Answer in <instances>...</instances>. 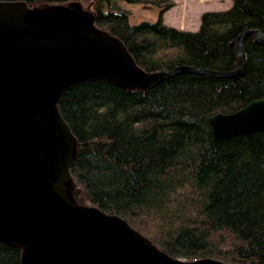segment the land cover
<instances>
[{
  "label": "trees",
  "instance_id": "1",
  "mask_svg": "<svg viewBox=\"0 0 264 264\" xmlns=\"http://www.w3.org/2000/svg\"><path fill=\"white\" fill-rule=\"evenodd\" d=\"M29 9L90 5L93 26L117 38L145 73L186 67L231 73L232 45L245 31L264 35V0H232L206 12L197 32L129 24L127 3L171 0H0ZM241 75H176L146 91L93 82L62 96L58 111L76 140L69 195L117 216L159 252L192 263L264 264V131L217 139L209 120L264 99V45L243 41ZM22 250L0 242V264H21Z\"/></svg>",
  "mask_w": 264,
  "mask_h": 264
},
{
  "label": "water",
  "instance_id": "2",
  "mask_svg": "<svg viewBox=\"0 0 264 264\" xmlns=\"http://www.w3.org/2000/svg\"><path fill=\"white\" fill-rule=\"evenodd\" d=\"M23 2L0 3V242L22 250L21 264H224L192 263L159 252L117 216L80 207L69 195V168L76 140L58 104L69 89L107 82L146 91L180 74L212 78L241 75L243 41L264 45V35L248 30L233 46L238 67L231 73L186 67L145 73L123 44L91 22ZM217 139L264 131V99L231 115L209 120Z\"/></svg>",
  "mask_w": 264,
  "mask_h": 264
},
{
  "label": "rangeland",
  "instance_id": "3",
  "mask_svg": "<svg viewBox=\"0 0 264 264\" xmlns=\"http://www.w3.org/2000/svg\"><path fill=\"white\" fill-rule=\"evenodd\" d=\"M153 1V0H148ZM174 6L161 15V6L150 3H127L125 10L130 13L129 24L137 25L143 22L155 23L159 19L163 24L178 30L197 32L200 26V17L205 12H223L232 6V0H171ZM91 5V4H90ZM83 4H69L58 7H38L35 9L51 11L56 15L46 17L51 22H57L64 16L75 20L82 19L86 23L91 22V6ZM64 15V16H63ZM71 197V196H70ZM72 199V197H71ZM73 202L80 207L86 204ZM90 208V207H87Z\"/></svg>",
  "mask_w": 264,
  "mask_h": 264
},
{
  "label": "crops",
  "instance_id": "4",
  "mask_svg": "<svg viewBox=\"0 0 264 264\" xmlns=\"http://www.w3.org/2000/svg\"><path fill=\"white\" fill-rule=\"evenodd\" d=\"M175 4V3H174ZM206 13V12H205Z\"/></svg>",
  "mask_w": 264,
  "mask_h": 264
}]
</instances>
